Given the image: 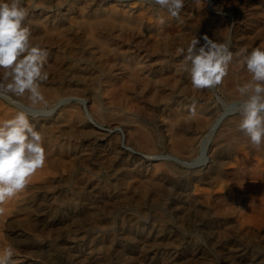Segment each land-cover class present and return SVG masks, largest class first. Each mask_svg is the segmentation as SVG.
<instances>
[{"label": "rangeland", "instance_id": "374dc122", "mask_svg": "<svg viewBox=\"0 0 264 264\" xmlns=\"http://www.w3.org/2000/svg\"><path fill=\"white\" fill-rule=\"evenodd\" d=\"M80 1L22 0L23 6H28L27 8L29 9V15L24 21L25 23L23 24V26L25 25V27L31 30L32 26L34 27L35 25H40V28L42 27L40 32L35 31L31 33L33 43L40 44L42 47H44L45 50H47V52L51 51L48 54L50 57H47V60H49L45 65V69L49 73V79L42 83L41 90L44 92H55L58 97L62 98L68 96L71 97V99L69 98L61 104L56 115L58 116L57 120L54 118V116L43 117V119H39L42 117H35L28 112L30 123L34 125L36 130L41 131L43 135V147L46 150L45 152L47 160L45 166L42 169L37 170V172L29 178L28 184L23 191L19 192L13 198H9L4 203L0 204V256L4 254L5 249H7L8 247H12L14 255L10 261V264H264V146H261L260 150H256L250 144V141L248 142L249 138L246 137L238 129L240 115L237 109L239 107V104L242 102V98L240 97L237 89L239 86L245 83V80L247 81L248 79H250V75L247 73L245 68H243L237 62L235 57L234 60L236 62L233 60L230 65L233 69V83L225 76L221 83L222 85L220 84L213 89H204L205 93H207L205 97L195 96L197 99H195L194 101H190L193 104L194 102H197L198 104V102L201 101V103H199L200 106H202L203 104H207L211 107H217L216 109H218L219 112H223L226 109H234L235 111L234 112L232 110V112H234V115L236 116H234L236 125L231 131V140L226 146V158L223 164L224 166L222 165L221 168L222 177L220 178V180L211 182L209 180H206V176L208 173L207 166L204 167V169H200L199 171H191L166 160H146V162L143 159L134 160V153L132 152L127 155L128 157H125V160H123V158L120 159L116 157L118 155L116 151L122 145L124 137H127L129 144L149 153H175L179 154L180 156L184 155L183 153L178 152L176 149L168 147L170 145L169 137L171 135H186L184 130L182 131V129H180L182 132L179 130L172 131L171 129H169L171 127L167 126V122L172 116V107H170V105L172 106V104L179 99V96L191 92V88L188 87L189 85H191L190 81L188 82V80H191V77L188 72L182 69L183 56L179 54L178 49H186L187 44L192 39V36L193 38L197 36L199 40L201 39L203 41L202 37L204 35H207L210 39H216L215 41L217 42H227V40H229L228 42H230L231 45L230 50L233 53H235L234 49L236 46V51L239 50L240 46H246L249 51H251L254 47L262 46V48H264V0H184V7L180 12L179 18L171 17L166 10L159 9V6L150 4L148 0ZM5 2H7V0H5ZM90 6L92 7V9ZM95 6L98 8V10ZM41 8L43 11L40 10ZM33 10L35 11L33 12ZM79 11L81 12V14ZM206 12L207 14L210 12L209 15H207ZM106 13H108L109 16L104 15ZM110 13H112V15ZM83 15H86V17L93 19V22L89 25L81 23V19L79 18H83ZM122 15L124 18L126 16L128 20H126L127 18L124 19ZM129 16L131 18H129ZM45 17L46 19H49L47 23L45 22ZM98 17H103L105 19L107 18L114 21V23H98L97 21H95ZM205 17H207V19ZM208 17L210 18V20L212 18L214 22L212 20L210 22ZM214 17L217 19H215ZM251 17L252 19H254L252 20ZM65 18H67V20L70 19L68 20L70 22H68ZM121 18L122 20H120ZM190 19H192V22L190 21ZM52 20L54 21V23ZM60 20H64L65 22H61ZM42 21L45 22L48 27H46V25L42 26ZM55 22H57V25ZM117 23L120 25H116ZM244 23L246 24V26ZM248 23L250 24L248 25ZM152 24L154 25V27ZM158 25H160L161 27ZM88 26H90V28ZM132 26H134L136 29H134V27ZM210 26L211 28L213 26V28L211 29ZM114 27L118 28L116 29ZM69 28L71 30H68ZM144 28L147 31H145ZM248 28L250 32L248 31ZM108 29L110 30V32H108ZM161 29L163 30L162 32ZM196 29L198 30V32ZM80 30L83 31H81L80 33ZM134 30L137 32L134 33ZM208 30L211 31L209 32ZM123 31L125 32V34H123ZM242 31L245 32L243 33ZM128 32L129 35H127ZM152 32H154L153 35ZM185 32L187 35L185 34ZM64 34L70 35L68 36ZM176 34L178 35L176 36ZM55 35L57 36L53 38V36ZM147 35L149 36L147 37ZM235 35L237 38H235ZM75 36L77 39L75 38ZM81 36L83 37L82 39ZM91 36L93 37V40L95 39L97 41H93L92 38H90ZM137 37H142L143 41L141 40V38L138 40ZM174 38H176V40ZM201 40L200 44H203L204 41L202 43ZM79 41L84 45V47H82L83 45L80 44ZM90 41H93V45ZM171 42H173L172 44H175L172 45ZM98 43L100 45L99 47ZM140 45L142 46L140 47ZM77 47L79 49H77ZM98 50L100 51V54H96L98 53ZM148 50H150L149 54L151 55V57L149 58L147 55ZM101 52L102 54H106L102 55ZM54 54H58L60 56ZM87 54L90 55L88 56ZM159 56L162 58H160ZM129 58H132V61L129 60ZM103 59L105 63L102 62ZM146 59L150 61V63ZM98 61L99 63H97ZM170 61L173 62L171 63ZM124 62H127V64H124ZM177 62L181 65H178ZM147 63L150 67H153L150 71L151 75L147 73H144L143 75V72L140 69L141 66H144ZM47 64H49L50 66H47ZM113 65H115V67ZM124 66L126 68H138L139 66L140 71L138 69V72L142 74H140L141 77L148 78V86H150L149 88L156 91L153 93L150 91L147 92V90H145V92L142 91L139 85L136 84V81L133 82L128 79V75H126L127 73L121 70L122 68H124ZM171 67L173 72L171 70ZM94 71L97 73H95ZM182 76L186 77L182 78ZM91 77L94 78L92 79ZM121 77L123 79H121ZM170 77H173L172 80L170 79ZM90 78L92 81L90 80ZM157 79L158 81H160L158 84V89L160 90H157V88L154 87L155 80ZM184 79H186L187 81ZM184 81L186 82L184 83ZM75 87L77 90L75 89ZM91 89L93 90V92ZM171 89L173 90L171 91ZM175 90L177 91L175 92ZM230 90H233L236 93L233 98L229 96L230 94H227V92L229 93ZM90 91L95 97L92 96ZM161 91L164 94H162ZM72 98H83L86 103H80L77 101V99ZM130 98H133L132 101ZM13 99L15 100V103L0 97V122L12 119L18 111L27 112L26 109L31 105V102L27 99V95L19 98L14 97ZM16 101L17 104L19 103L18 105L16 104ZM46 102L47 107H45L44 104H37L33 106V108L43 110L45 109L48 111L49 109H51L53 101L46 100ZM138 102L141 103V105ZM157 105L158 107L156 109ZM162 105L165 106L163 107ZM143 106L144 108L146 107L145 110ZM157 110L161 111L157 112ZM154 112L156 113V115L154 114ZM166 112L171 113L170 117L168 116L169 113ZM87 113L91 114V119L88 117ZM124 113L128 115L125 114L123 116ZM51 121H53L54 123L52 122L50 124ZM208 121L210 122V120ZM55 122H57L58 124ZM70 123L72 125L74 124L75 126L71 125L70 127ZM45 124L47 125L45 126ZM160 124L161 126H163V128L160 126ZM64 125L66 126L63 127ZM95 125H100V127H103L106 130L115 127H121L117 131L106 132L105 130L101 131L100 129H97L98 127ZM165 126L167 127L165 128ZM131 128L136 130V132L140 134V137L138 139H135L134 136L131 137L129 135V133L133 131ZM103 131H105L108 136H100L99 132L103 133ZM127 131H129V133ZM114 133H116V137L114 136ZM111 134L114 135L112 136ZM107 137L111 139H108ZM57 140H60L58 142L59 144L56 143ZM49 141H51L52 144ZM108 141L112 144H110ZM114 144H117V146H115ZM114 146L116 147V149L114 148ZM228 148L230 149V151ZM50 149L52 151H50ZM81 151L83 152L81 153ZM78 155L79 158L77 157ZM227 155H230L229 158H227ZM84 156L85 158H83ZM104 158L107 159L103 160ZM132 158L134 161H131ZM230 158L231 160H228ZM226 160H228V163ZM133 163L138 164L134 165ZM98 165H100V168L98 167ZM115 165L119 169H117ZM129 165L130 167H128ZM134 166L138 171L134 169ZM204 171H206L207 173ZM128 175H130V177ZM198 175L199 178L195 179L196 182H190L188 188H186L187 186L183 185V182L190 178V176ZM149 176L156 182L154 180L152 182V179L149 178ZM158 176H160V178ZM120 178L122 179L120 180ZM142 179L146 184L142 183V181H139ZM158 180L162 181L159 182ZM107 182H110L108 185H112L113 183L115 184V186L114 184L112 185L114 186L113 189L111 185V187L107 185ZM131 183L138 184L133 186ZM166 183H170L173 185H167ZM191 183L194 184L192 185ZM85 184L87 187L85 186ZM121 184H123V186ZM101 185L105 187L103 188L101 187ZM117 187L119 190L117 189ZM121 187H124L125 190L123 191ZM154 187H156V189H154ZM102 188L105 190H103ZM129 188L131 192L129 191ZM131 189L135 192V195L133 194V191ZM166 192L169 193V195H167ZM84 194L88 195V197ZM154 194L155 196H153ZM177 194L179 196H177ZM180 196L182 197L180 198ZM135 199H137L139 202ZM147 199L150 201H148ZM173 199L176 201L173 202ZM123 201L125 205L123 204ZM101 202H105V204L103 205V203ZM95 203H98L99 206ZM118 203H122L123 205H116ZM89 204H92L93 206ZM109 205H112L110 209ZM189 205L191 207H188ZM89 206H91V208ZM149 207L150 209L152 208L151 211ZM99 210L102 213H98ZM153 212L162 221H160L159 219L153 220L152 217L155 216ZM182 213L185 215L184 217ZM135 214L136 216L138 215V217L134 216ZM163 215H165V217H163ZM180 215H182V217ZM117 216L119 219L121 217V221L117 218ZM129 216L131 218L136 217L135 219L138 218V222H127V218H129ZM186 218H189L190 220H187ZM157 224L160 226H158ZM81 260L84 263L81 262Z\"/></svg>", "mask_w": 264, "mask_h": 264}, {"label": "clouds", "instance_id": "9594fccd", "mask_svg": "<svg viewBox=\"0 0 264 264\" xmlns=\"http://www.w3.org/2000/svg\"><path fill=\"white\" fill-rule=\"evenodd\" d=\"M148 2L166 10L173 18H179L184 7V0ZM28 15L29 9L23 6L22 0H0V97L15 103L14 97L27 95L32 106L47 107L41 85L49 79L45 69L48 52L33 43L30 30L23 26ZM202 39L203 44L194 37L186 49H178L183 56V70L190 74L192 88L213 89L220 85L235 57L250 75L237 89L242 98L237 109L238 129L260 150L264 145V48L249 51L245 46L233 53L230 42H217L207 35ZM73 99L86 103L83 98ZM44 114L50 116L52 112ZM195 114L193 106L192 115ZM46 160L43 135L30 123L28 112L18 111L12 119L0 122V204L23 191L29 178L45 166ZM13 255L12 247L5 249L0 264H10Z\"/></svg>", "mask_w": 264, "mask_h": 264}, {"label": "bare ground", "instance_id": "6f19581e", "mask_svg": "<svg viewBox=\"0 0 264 264\" xmlns=\"http://www.w3.org/2000/svg\"><path fill=\"white\" fill-rule=\"evenodd\" d=\"M80 1V0H79ZM86 1V0H85ZM120 1V0H119ZM25 2V1H24ZM63 2V1H62ZM76 2V1H75ZM81 2V1H80ZM87 2H91V1H87ZM98 2V1H97ZM134 2V1H133ZM197 2V1H196ZM59 5H61V4H59ZM75 5V4H74ZM81 5V4H80ZM89 5V4H88ZM87 5V6H88ZM97 5V4H96ZM133 5V4H132ZM27 6V5H26ZM102 6V5H101ZM119 6V5H118ZM206 6V5H205ZM28 7V6H27ZM61 7V6H60ZM68 7V6H67ZM75 7H77V6H75ZM79 7V6H78ZM91 7V6H90ZM96 7V6H95ZM130 7H132V6H130ZM143 7V6H142ZM253 8V7H252ZM68 9V8H67ZM83 9V8H82ZM90 9V8H89ZM91 9H92V7H91ZM91 9H90V11H91ZM96 9L98 10V8L96 7ZM128 9V8H127ZM141 9V8H140ZM187 9V8H186ZM40 10H42V8L40 9ZM51 10V9H50ZM63 10V9H62ZM74 10V9H73ZM96 10V11H97ZM129 10H131V9H129ZM134 10V9H133ZM133 10H132V12H133ZM144 10V9H143ZM147 10V9H146ZM203 10V9H202ZM253 10V9H252ZM35 10H33V12H34ZM37 11V10H36ZM43 11V10H42ZM45 11V10H44ZM75 11H76V8H75ZM89 11V12H90ZM94 11H95V8H94ZM106 11V10H105ZM115 11V10H114ZM248 11V10H247ZM62 12V11H61ZM64 12V11H63ZM80 12V11H79ZM83 12V11H82ZM84 12H85V8H84ZM89 12H88V14H89ZM92 12V11H91ZM193 12V11H192ZM202 12V11H201ZM255 12V11H254ZM121 13V12H120ZM146 13H147V11H146ZM185 13V12H184ZM190 13H191V11H190ZM210 13V12H209ZM209 13L207 14V12H206V14L207 15H209ZM32 14V13H31ZM39 14V13H38ZM68 14V13H67ZM76 14H78V13H76ZM75 14V15H76ZM80 14H81V12H80ZM82 14H84V13H82ZM101 14V13H100ZM100 14H99V16H100ZM111 15H112V13H110ZM114 14V13H113ZM117 14V13H116ZM149 14H150V12H149ZM186 14V13H185ZM205 14V13H204ZM249 14V13H248ZM33 15V14H32ZM52 15V14H51ZM63 15V14H62ZM72 15H74V14H72ZM104 15H108V13H106V14H104ZM110 15V16H111ZM131 15V14H130ZM152 15H153V13H152ZM264 15V14H263ZM42 16V15H41ZM66 16V15H65ZM77 16V15H76ZM96 16V15H95ZM109 16V15H108ZM185 16H187V15H185ZM189 16V15H188ZM203 16V15H202ZM213 16H215V15H213ZM218 16V15H217ZM248 16H250V15H248ZM64 17V16H63ZM72 17V16H71ZM75 17V16H74ZM73 17V18H74ZM78 17V16H77ZM80 17H82V16H80ZM107 17V16H106ZM122 17H123V15H122ZM190 17H192V16H190ZM197 17V16H196ZM195 17V18H196ZM246 17V16H245ZM253 17V16H252ZM252 17H251V19H252ZM255 17V16H254ZM256 17H258V16H256ZM30 18V17H29ZM43 18V17H42ZM53 18V17H52ZM62 18V17H61ZM76 18V17H75ZM113 18V17H112ZM124 18V17H123ZM127 17L125 16V18L124 19H126ZM129 18H131L130 16H129ZM137 18V17H136ZM135 18V19H136ZM146 18V17H145ZM206 19H207V17H205ZM204 18V19H205ZM215 18V17H214ZM239 18H240V16H239ZM38 19V18H37ZM41 19V18H40ZM45 19H46V17H45ZM66 20H67V18H65ZM64 19V20H65ZM79 19H81V23H83V24H86V25H89L90 23H92L93 22V19H91V18H89V17H86V15H83V18H79ZM95 19V18H94ZM123 19V20H124ZM157 19V18H156ZM162 19V18H161ZM183 19V18H182ZM186 19H188V18H186ZM199 19H201V18H199ZM208 19L210 20V18L208 17ZM215 19H217V18H215ZM254 19V18H253ZM252 19V20H253ZM48 18L45 20V22L47 23L48 22ZM63 20V21H64ZM68 20H70V19H68ZM67 20V21H68ZM114 20H115V18H114ZM120 20H122V18L120 19ZM126 20H128V18L126 19ZM180 20V19H179ZM178 20V21H179ZM192 19H190V21H191ZM195 20V19H194ZM197 20H198V18H197ZM211 20H212V18H211ZM211 20H210V22H211ZM250 20V19H249ZM256 20V19H255ZM35 21V20H34ZM53 21V20H52ZM61 21V20H60ZM63 21H61V22H63ZM95 21H97L98 23H101V24H112V23H114V21H112V20H109V19H105V18H103V17H98V18H96V20ZM117 21V20H116ZM133 21V20H132ZM144 21V20H143ZM190 21H189V24H190ZM213 21V20H212ZM242 21V20H241ZM38 22V21H37ZM37 22H36V24H37ZM45 22H43L42 21V26H45L46 24H45ZM65 22V21H64ZM68 22H70V21H68ZM124 22H127V21H124ZM131 22V21H130ZM141 22V21H140ZM185 22V21H184ZM192 22V21H191ZM214 22V21H213ZM251 22V21H250ZM25 23V22H24ZM40 23V22H39ZM53 23H54V21H53ZM56 23V25H57V22H55ZM116 23V22H115ZM119 23H120V21H119ZM128 23H129V21H128ZM158 23V22H157ZM180 23V22H179ZM182 23H183V20H182ZM195 23V22H194ZM215 23H216V21H215ZM246 23V22H245ZM244 23V24H245ZM255 23V22H254ZM33 24V23H32ZM64 24V23H63ZM62 24V25H63ZM67 24V23H66ZM78 24V23H77ZM80 24V23H79ZM121 24H124V23H121ZM140 24V23H139ZM142 24H144V23H142ZM147 24V23H146ZM155 24V23H154ZM198 24V23H197ZM220 24H221V22H220ZM226 24V23H225ZM243 24V25H244ZM250 23H248V25H249ZM51 25V24H50ZM61 25V24H60ZM81 25V24H80ZM79 25V26H80ZM86 25H85V27H86ZM116 25H120V24H116ZM125 25H127V24H125ZM149 25V24H148ZM153 25V24H152ZM157 25V24H156ZM161 25V24H160ZM160 25H158V26H160ZM202 25V24H201ZM200 25V26H201ZM205 25V24H204ZM207 25V24H206ZM213 25V24H212ZM215 25H217V24H215ZM218 25H219V23H218ZM227 25V24H226ZM257 25V24H256ZM25 26V25H24ZM65 26V25H64ZM84 26V25H83ZM142 26V25H141ZM180 26V25H179ZM184 26V25H183ZM192 26V25H191ZM245 26H246V24H245ZM259 26V25H258ZM33 27V26H32ZM31 27V30H30V32L31 33H33V32H40L41 31V28H40V25H35L33 28ZM46 27H48V25H46ZM69 27V26H68ZM89 28H90V26H88ZM128 27V26H127ZM132 27H134V26H132ZM152 27V26H151ZM153 27H154V25H153ZM161 27V26H160ZM168 27V26H167ZM175 27V26H174ZM185 27V26H184ZM206 27V26H205ZM208 27H209V25H208ZM215 27V26H214ZM239 27V26H238ZM260 27V26H259ZM50 28V27H49ZM78 28V27H77ZM88 28V29H89ZM114 28H116V27H114ZM118 28V27H117ZM116 28V29H117ZM122 28V27H121ZM129 28V27H128ZM146 28V27H145ZM144 28V29H145ZM159 28V27H158ZM190 28V27H189ZM201 28H204V27H201ZM210 28H211V26H210ZM212 28H213V26H212ZM211 28V29H212ZM221 28V27H220ZM226 28V27H225ZM241 28V27H240ZM249 28H253V27H249ZM249 28H248V31H249ZM58 29H60V28H58ZM75 29V28H74ZM86 29H87V27H86ZM97 29V28H96ZM120 29V28H119ZM129 29H131V28H129ZM134 29H136L135 27H134ZM140 29V28H139ZM142 29H143V27H142ZM147 29V28H146ZM145 29V31H147ZM149 29V28H148ZM187 29V28H186ZM194 29V28H193ZM200 29V28H199ZM247 29V28H246ZM68 30H71L70 28L68 29ZM85 30V29H84ZM91 30V29H90ZM100 30V29H99ZM132 30V29H131ZM131 30H129V31H131ZM197 30V29H196ZM214 30V29H213ZM243 30V29H242ZM251 30H253V29H251ZM263 30V29H262ZM81 31H83V30H80V33H81ZM88 31V30H87ZM86 31V32H87ZM122 31V30H121ZM149 31H151V30H149ZM157 31V30H156ZM163 30L161 29V32H162ZM180 31V30H179ZM188 31V30H187ZM209 32L211 31V30H208ZM229 31V30H228ZM246 31V30H245ZM244 31V32H245ZM247 31V32H248ZM259 31V30H258ZM66 32V31H65ZM64 32V33H65ZM75 32V31H74ZM108 32H110V30L108 29ZM112 32V31H111ZM135 32H137V31H135L134 30V33ZM143 32H144V30H143ZM159 32V31H158ZM181 32H183V31H181ZM190 32H192V31H190ZM197 32H198V30H197ZM238 32V31H237ZM243 32V31H242ZM243 32V33H244ZM250 32V31H249ZM254 32V31H253ZM252 32V33H253ZM72 33V32H71ZM85 33V32H84ZM83 33V34H84ZM89 33V32H88ZM91 33V32H90ZM95 33H97V32H95ZM100 33V32H99ZM148 33V32H147ZM156 33V32H155ZM188 33V32H187ZM195 33V32H194ZM227 33V32H226ZM41 34V33H40ZM75 34H77V33H75ZM78 34H79V32H78ZM83 34H81V35H83ZM86 34V33H85ZM84 34V35H85ZM100 34H102V33H100ZM106 34V33H105ZM123 34H125V32L123 31ZM127 34V33H126ZM131 34V33H130ZM143 34V33H142ZM154 34V32H152V35ZM157 34V33H156ZM169 34V33H168ZM185 34H186V32H185ZM184 34V35H185ZM216 34V33H215ZM219 34V33H218ZM246 34V33H245ZM244 34V35H245ZM34 35V34H33ZM64 35H68V34H64ZM70 35V34H69ZM68 35V36H69ZM90 35V34H89ZM95 35V34H94ZM103 35V34H102ZM127 35H129V32H128V34ZM127 35H125V36H127ZM134 35V34H133ZM139 35V34H138ZM151 35V34H150ZM158 35H159V33H158ZM178 34H176V36H177ZM183 35V36H184ZM187 35V34H186ZM192 35H193V33H192ZM209 35V34H208ZM217 35V34H216ZM57 35H55V36H53V38L54 37H56ZM87 36V35H86ZM100 36V35H99ZM117 36V35H116ZM120 36H121V33H120ZM145 36V35H144ZM149 35H147V37H148ZM163 36V35H162ZM166 36V35H165ZM189 36V35H188ZM195 36V35H194ZM213 36V35H212ZM246 36H248V35H246ZM262 36V35H261ZM260 36V37H261ZM71 37H73V36H71ZM89 37V36H88ZM131 37V36H130ZM139 37V36H138ZM137 37V38H138ZM153 37V36H152ZM156 37V36H155ZM154 37V38H155ZM197 37V36H196ZM239 37V36H238ZM259 37V38H260ZM46 38V37H45ZM60 38V37H59ZM58 38V39H59ZM64 38V37H63ZM70 38V37H69ZM69 38H68V40H69ZM75 38H76V36H75ZM74 38V39H75ZM83 37L81 36V39H82ZM90 38H92V40H93V37L91 36ZM97 38H98V36H97ZM101 38H102V36H101ZM104 38V37H103ZM113 38V37H112ZM141 38V40H142V37H140ZM140 38H138V40L140 39ZM151 38V37H150ZM149 38V39H150ZM157 38V37H156ZM163 38V37H162ZM166 38V37H165ZM164 38V39H165ZM177 38V37H176ZM176 38H174L175 40H176ZM192 38H193V36H192ZM213 38V37H212ZM235 38H237L236 37V35H235ZM33 39H34V37H33ZM65 39V38H64ZM72 39V38H71ZM73 39V40H74ZM77 39V38H76ZM105 39V38H104ZM134 39H136V38H134ZM167 39V38H166ZM173 39V38H172ZM179 39V38H178ZM183 39V38H182ZM221 39H222V37H221ZM227 39V38H226ZM247 39H248V37H247ZM250 39V38H249ZM253 39V38H252ZM262 39V38H261ZM42 40H44V39H42ZM51 40V39H50ZM53 40V39H52ZM67 40V39H66ZM91 40V39H90ZM95 40V39H94ZM93 40V41H94ZM130 40V39H129ZM133 40V39H132ZM140 40V41H141ZM185 40V39H184ZM201 40V39H200ZM216 40V39H215ZM219 40V39H218ZM237 40V39H236ZM242 40V39H241ZM241 40H240V42H241ZM243 40H244V38H243ZM93 41H90L91 42V44H92V42ZM95 41H97V40H95ZM114 41V40H113ZM134 41V40H133ZM143 41V40H142ZM152 41V40H151ZM202 41V40H201ZM229 40H227V42H228ZM256 41V40H255ZM254 41V42H255ZM44 42V41H43ZM73 42V41H72ZM77 42V41H76ZM75 42V43H76ZM80 42V41H79ZM87 42V41H86ZM107 42V41H106ZM135 42V41H134ZM147 42V41H146ZM150 42V41H149ZM181 42V41H180ZM237 42V41H236ZM235 42V43H236ZM240 42H238V43H240ZM42 43V42H41ZM57 43V42H56ZM88 43V42H87ZM103 43V42H102ZM151 43V42H150ZM164 43V42H163ZM165 43H166V41H165ZM164 43V44H165ZM173 42H171V44H172ZM178 43V42H177ZM176 43V44H177ZM202 43H203V41H202ZM244 43H245V41H244ZM258 43V42H257ZM48 44V43H47ZM62 44V43H61ZM67 44V43H66ZM80 44H82L81 42H80ZM104 44V43H103ZM128 44V43H127ZM130 44H131V42H130ZM145 44H147V43H145ZM144 44V45H145ZM149 44V43H148ZM164 44H163V46H164ZM175 44V43H174ZM174 44H172V45H174ZM179 44V43H178ZM237 44V43H236ZM83 45V44H82ZM85 45H86V43H85ZM93 45V44H92ZM97 45V44H96ZM107 45V44H106ZM129 45V44H128ZM150 45H152V44H150ZM154 45V44H153ZM169 45H170V42H169ZM171 45V46H172ZM188 45V44H187ZM245 45H247V44H245ZM258 45V44H257ZM48 46V45H47ZM57 46V45H56ZM55 46V47H56ZM62 46H64V45H62ZM67 46V45H66ZM90 46V45H89ZM100 45H99V43H98V47H99ZM108 46V45H107ZM118 46V45H117ZM142 45H140V47H141ZM148 46V45H147ZM167 46V45H166ZM239 46V45H238ZM82 47H84V45L82 46ZM130 47H132V46H130ZM133 47H134V45H133ZM155 47V46H154ZM160 47H161V45H160ZM159 47V48H160ZM176 47V46H175ZM177 47H178V45H177ZM180 47V46H179ZM230 47H231V45H230ZM234 47V46H233ZM237 47V46H236ZM236 47H235V52H236ZM243 47V46H242ZM262 47V46H261ZM44 48V47H43ZM102 48V47H101ZM108 48V47H107ZM110 48V47H109ZM240 48H241V46H240ZM239 48V49H240ZM250 48H252V47H250ZM255 48V47H254ZM48 49V48H47ZM62 49V48H61ZM77 49H79L78 47H77ZM88 49V48H87ZM86 49V50H87ZM90 49V48H89ZM94 49V48H93ZM97 49V48H96ZM129 49H131V48H129ZM136 49V48H135ZM143 49V48H142ZM171 49V48H170ZM232 49V48H231ZM50 50V49H49ZM53 50V49H52ZM70 50V49H69ZM100 50V49H99ZM98 50V53H96V54H100L99 51ZM111 50V49H110ZM138 50V49H137ZM151 50V49H150ZM150 50H148V58L149 57H151V55L149 54V51ZM251 50V49H250ZM75 51V50H74ZM81 51V50H80ZM79 51V52H80ZM89 51V50H88ZM87 51V52H88ZM92 51V50H91ZM108 51H109V49H108ZM141 51V50H140ZM165 51V50H164ZM51 51H49L48 52V54L50 53ZM56 52V51H55ZM64 52V51H63ZM83 52V51H82ZM86 52V51H85ZM103 52V51H102ZM102 52H101V54H102ZM106 52V51H105ZM128 52H130V51H128ZM134 52V51H133ZM139 52V51H138ZM145 52V51H144ZM107 53V52H106ZM106 53H103V54H106ZM142 53H143V51H142ZM158 53V52H157ZM51 54H53V53H51ZM66 54V53H65ZM95 54V55H96ZM102 54V55H103ZM127 54V53H126ZM129 54H131V53H129ZM135 54H136V51H135ZM139 54V53H138ZM156 54V53H155ZM159 54V53H158ZM161 54V53H160ZM162 54H163V52H162ZM171 54V53H170ZM54 55H57V56H60V55H58V54H54ZM79 55V54H78ZM84 55H85V53H84ZM88 56L90 55V54H87ZM132 55V54H131ZM140 55V54H139ZM169 55V54H168ZM49 56V55H48ZM56 56V57H57ZM80 56V55H79ZM106 56V55H105ZM132 56H134V55H132ZM136 56V55H135ZM144 56V55H143ZM175 56V55H174ZM179 56V55H178ZM177 56V57H178ZM50 57V56H49ZM55 57V58H56ZM87 57V56H86ZM94 57V56H93ZM154 57V56H153ZM160 57V56H159ZM169 57V56H168ZM172 57H173V55H172ZM54 58V57H53ZM100 58V57H99ZM146 58V57H145ZM147 58V59H148ZM160 58H162V57H160ZM164 58V57H163ZM175 58V57H174ZM173 58V59H174ZM60 59V58H59ZM58 59V60H59ZM126 59V58H125ZM132 59V58H131ZM130 58H129V60H131ZM137 59H139V58H137ZM142 59V58H141ZM146 59V60H147ZM170 59V58H169ZM49 60V59H48ZM47 60V61H48ZM52 60V59H51ZM56 60V59H55ZM107 60V59H106ZM105 60V61H106ZM152 60V59H151ZM153 60H154V58H153ZM177 60V59H176ZM182 60V59H181ZM62 61V60H61ZM132 61V60H131ZM135 61V60H134ZM143 61V60H142ZM141 61V62H142ZM145 61V60H144ZM148 61V60H147ZM161 61V60H160ZM235 61V60H234ZM102 62H104V59L102 60ZM101 62V63H102ZM115 62V61H114ZM119 62H121V61H119ZM119 62H118V65H119ZM128 62V61H127ZM127 62H124V64L126 63L127 64ZM136 62H137V60H136ZM149 63H150V61H148ZM162 62V61H161ZM166 62H168V61H166ZM171 62V61H170ZM173 62V61H172ZM171 62V63H172ZM236 62V61H235ZM58 63V62H57ZM97 63H99V61L97 62ZM105 63V62H104ZM122 63H123V60H122ZM130 63H133V62H130ZM144 63V62H143ZM146 63V62H145ZM60 64V63H59ZM67 64V63H66ZM103 64V63H102ZM101 64V65H102ZM110 64V63H109ZM129 64V63H128ZM177 64H178V62H177ZM46 65V64H45ZM77 65V64H76ZM94 65V64H93ZM104 65V64H103ZM117 65V66H118ZM132 65V64H131ZM130 65V66H131ZM162 65H163V63H162ZM178 65H181V64H178ZM231 65V64H230ZM47 66H50L49 64H47ZM53 66V65H52ZM55 66V65H54ZM58 66V65H57ZM60 66V65H59ZM67 66V65H66ZM100 66V65H99ZM109 66V65H108ZM114 67H115V65H113ZM134 66V65H133ZM154 66V65H153ZM168 66V65H167ZM176 66V65H175ZM68 67V66H67ZM106 67H107V65H106ZM120 67V66H119ZM158 67V66H157ZM164 67H166V66H164ZM103 68V67H102ZM151 68H153L152 66L150 67L149 66V64L147 63V64H145L144 66H141L140 67V69L142 70V72H143V75H144V73H147V74H149V75H151V73H150V71H151ZM162 68V67H161ZM52 69V68H51ZM105 69V68H104ZM112 69H113V67H112ZM111 69V70H112ZM118 69V68H117ZM138 69H139V66H138V68H136V67H132V68H126L125 66H124V68H122L121 70L122 71H124V72H126L127 74L126 75H128V79H130L131 81H136V84L137 85H139V87H140V89L142 90V91H144L145 92V90H147V92L148 91H150V92H155L156 90H153V89H150L149 87L150 86H148V83H149V79L148 78H144V77H141V73H139L138 72ZM140 69H139V71H140ZM159 69V68H158ZM181 69V68H180ZM180 69H179V71H180ZM183 69V68H182ZM241 69V68H240ZM106 70V69H105ZM160 70V69H159ZM168 70V69H167ZM171 70H172V67H171ZM171 70H169V71H171ZM175 70V69H174ZM88 71V70H87ZM86 71V72H87ZM113 71V70H112ZM154 71V70H153ZM244 71V70H243ZM95 72V71H94ZM98 72H100V71H98ZM172 72H173V70H172ZM91 73V72H90ZM95 73H97V72H95ZM120 73V72H119ZM154 73V72H153ZM178 73V72H177ZM88 74V73H87ZM121 74V73H120ZM119 74V75H120ZM124 74V73H123ZM122 74V75H123ZM141 74V75H140ZM157 74V73H156ZM239 74V73H238ZM244 74V73H243ZM53 75V74H52ZM110 75V74H109ZM116 75V74H115ZM118 75V76H119ZM153 75V74H152ZM158 75V74H157ZM168 75V74H167ZM240 75V74H239ZM84 76V75H83ZM90 76H91V74H90ZM108 76V75H107ZM156 76V75H155ZM154 76V77H155ZM160 76V75H159ZM158 76V77H159ZM186 76H187V74H186ZM185 76V77H186ZM85 77H86V75H85ZM111 77V76H110ZM116 77V76H115ZM124 77V76H123ZM184 76H182V78H183ZM184 77V78H185ZM244 77H247V76H244ZM87 78V77H86ZM92 79L94 78V77H91ZM91 78H90V80H91ZM102 78V77H101ZM119 78V77H118ZM125 78V77H124ZM165 78V77H164ZM168 78V77H167ZM173 78V77H172ZM172 78L170 77V79L172 80ZM176 78V77H175ZM190 78V77H189ZM226 78H228L232 83H233V69H232V67L231 66H229V71H228V74L226 75ZM113 79V78H112ZM121 79H123L122 77H121ZM120 79V80H121ZM179 79V78H178ZM237 79V78H236ZM243 79V78H242ZM87 80H88V78H87ZM184 80H186V79H184ZM241 80V79H240ZM249 80V79H248ZM247 80V81H248ZM92 81V80H91ZM154 81V80H153ZM162 81V80H161ZM187 81V80H186ZM186 81H184V83L186 82ZM190 81V84H191V80H188V82ZM246 80H245V82H247ZM159 82L160 81H158V79L157 80H155V88H157V90H160V89H158V84H159ZM79 83V82H78ZM93 83V82H92ZM98 83V82H97ZM152 83V82H151ZM181 83V82H180ZM110 84V83H109ZM153 84V83H152ZM166 84V83H165ZM189 84V83H188ZM52 85V84H51ZM79 85V84H78ZM92 85V84H91ZM95 85H96V83H95ZM111 85V84H110ZM109 85V86H110ZM182 85V84H181ZM180 85V86H181ZM186 85V84H185ZM222 85V84H221ZM241 85V84H240ZM87 86V85H86ZM132 86V85H131ZM161 86V85H160ZM179 86V85H178ZM78 87V86H77ZM103 87V86H102ZM153 87V88H154ZM189 88H191V92L190 93H185V94H183V95H181V96H177L179 99L177 100V98H176V100L177 101H175L173 104H172V106L170 105V107H172V114L171 113H169V112H166V113H169V117H170V114L172 115L171 116V118L168 120V122H167V126H170L171 128H169V129H171L172 131H174V130H179V131H181L180 129H182V131L184 130V132H185V134L186 135H176L175 133V135H169L170 137H169V139H170V145L168 146V147H172V148H174V149H176L178 152H180V153H183L184 155L183 156H180L179 154H175V153H169V154H156V153H149V152H147V151H145V150H141V149H139V148H137L136 146H133V145H131V144H129L128 143V140H127V137L125 138L124 137V139H123V141H122V145L117 149V151H116V153L118 154L116 157H118V158H123V160H125V157L130 153V152H132V153H134V156H133V158H134V160L135 159H143L145 162H146V160L148 161V160H155V161H157V160H166V161H170V162H172V163H174V164H176V165H178V166H182L183 168H185V169H187V170H191V171H199L200 169H204V167H208V170H207V172L206 171H204V172H206L207 173V179L206 180H209L210 182L211 181H218V180H220V178L222 177V172H221V168H222V165L224 164V161H225V152H226V146L229 144V142H230V135H231V131H232V129L235 127V125H236V121H235V115H234V109H226L225 111H223V112H219L218 111V109H216L217 107H211L210 105H207V104H203L202 106H200L199 105V103H201V101L200 102H198V104H197V102H194V104L193 103H191L190 101H194L195 99H197L195 96H201V97H205V95L207 94V93H205V90L203 89V90H195V89H193L192 88V86L191 85H189L188 86ZM49 88V87H48ZM136 88V87H135ZM43 89V88H42ZM45 89V88H44ZM50 89V88H49ZM55 89V88H54ZM75 89H76V87H75ZM121 89V88H120ZM165 89V88H164ZM169 89V88H168ZM77 90V89H76ZM79 90V89H78ZM87 90V89H86ZM92 90V89H91ZM170 90V89H169ZM173 89H171V91H172ZM42 91V90H41ZM47 91V90H46ZM82 91H83V87H82ZM89 91V90H88ZM95 91V90H94ZM122 91V90H121ZM127 91V90H126ZM165 91V90H164ZM177 90H175V92H176ZM225 91V90H224ZM91 92V91H90ZM92 92H93V90H92ZM92 92H91V94H92ZM130 92V91H129ZM160 92V91H159ZM123 93H124V90H123ZM161 93L162 94H164L162 91H161ZM166 93V92H165ZM182 93V92H181ZM42 94L44 95V97H45V99L46 100H51V101H53V105H52V107H51V109H49L48 111L47 110H43V109H36V108H33V106H28V108L26 109L27 110V112H29V113H31L33 116H35V117H42V118H39V119H43V117H51V116H54V118L57 120L58 119V116H56L57 115V113H58V111H59V108H60V106H61V101H66L67 99H71V97H68V96H66V97H58L57 95H56V93L55 92H44V91H42ZM95 94V93H94ZM147 94V93H146ZM167 94H169V93H167ZM227 94L231 97V98H233V96H235L236 95V93H235V91H233V90H230L229 91V93L227 92ZM130 95V94H129ZM152 95V94H151ZM160 95V94H159ZM179 95V94H178ZM225 95V94H224ZM75 96V95H74ZM92 96H94L93 94H92ZM107 96V95H106ZM112 96V95H111ZM125 96V95H124ZM137 96V95H136ZM95 97V96H94ZM129 97H132V96H129ZM159 97V96H158ZM157 97V98H158ZM163 97V96H162ZM160 98V97H159ZM168 98H170V97H168ZM73 99V98H72ZM131 99V98H130ZM133 99V98H132ZM132 99H131V101H132ZM164 99V98H163ZM190 99V100H189ZM204 99V98H203ZM202 100V99H201ZM214 100V99H213ZM22 101V100H21ZM119 101V100H118ZM145 101V100H144ZM157 101V100H156ZM159 101V100H158ZM93 102V101H92ZM114 102V101H113ZM117 102V101H116ZM135 102H136V100H135ZM240 102V101H239ZM52 103V102H51ZM120 103V102H119ZM139 103V102H138ZM144 103V102H143ZM205 103V102H204ZM207 103V102H206ZM236 103V102H235ZM16 104H17V101H16ZM15 104V105H16ZM19 104V103H18ZM17 104V105H18ZM140 105H141V103H139ZM168 104V103H167ZM213 104V103H212ZM91 105V104H90ZM105 105V104H104ZM153 105V104H152ZM151 106V105H150ZM149 106V107H150ZM163 107L165 106V105H162ZM168 106V105H167ZM167 106H166V108H167ZM193 106H194V108H195V115H192V108H193ZM236 106V105H235ZM238 106V105H237ZM24 107V106H23ZM148 107V106H147ZM157 107H158V105L156 106V109H157ZM161 107V106H160ZM160 107H159V109H160ZM233 107H234V105H233ZM143 108H144V106H143ZM146 108V107H145ZM145 108H144V110H145ZM151 108V107H150ZM154 108V107H153ZM231 108H232V106H231ZM53 109H54V111H53ZM142 109V108H141ZM152 109V108H151ZM164 109V108H163ZM143 110V111H144ZM150 110V109H149ZM232 110L234 111V112H232ZM151 111V110H150ZM159 111H161V110H159ZM158 110H157V112H159ZM164 111V110H163ZM167 111V110H166ZM47 112H52V115H50V116H48V115H45L44 113H47ZM146 112V111H145ZM63 114H65V113H63ZM114 114V113H113ZM126 113H124L123 114V116L125 115ZM154 114L156 115V113L154 112ZM72 115V114H71ZM75 115V114H74ZM87 115H88V117L91 119V114H89V113H87ZM126 115H128V114H126ZM162 115V114H161ZM165 115V114H164ZM235 116V117H234ZM73 117V116H72ZM121 117V116H120ZM129 117V116H128ZM164 117V116H163ZM61 118V117H60ZM117 118V117H116ZM124 118V117H123ZM127 118V117H126ZM160 118H161V116H160ZM69 119V118H68ZM130 119V118H129ZM135 119V118H134ZM77 120V119H76ZM80 120V119H79ZM114 120V119H113ZM127 120V119H126ZM139 120V119H138ZM208 120H210V122L208 121ZM60 121V120H59ZM58 121V122H59ZM64 121V120H63ZM63 121H62V123H63ZM82 121V120H81ZM87 121V120H86ZM125 121V120H124ZM142 121V120H141ZM158 121V120H157ZM156 121V122H157ZM46 122V121H45ZM44 122V123H45ZM53 121H51L50 122V124L52 123ZM71 122V121H70ZM74 122V121H73ZM72 122V123H73ZM76 122V121H75ZM83 122V121H82ZM132 122V121H131ZM145 122H146V120H145ZM144 122V123H145ZM54 123V122H53ZM55 123H57V122H55ZM61 123V122H60ZM148 123V122H147ZM146 123V124H147ZM38 124V123H37ZM58 124V123H57ZM90 124V123H89ZM166 124V123H165ZM40 125V124H39ZM47 124H45V126H46ZM71 123H70V127H71ZM74 125V124H73ZM72 125V126H73ZM91 125V124H90ZM115 125H117V124H115ZM66 125H64L63 127H65ZM75 126V125H74ZM95 126H97L98 128L97 129H100L101 131L102 130H105L106 132L107 131H111V132H114V131H117L120 127H115V128H111V129H104L103 127H100V125H95ZM160 126H161V124H160ZM167 126H165V128L167 127ZM43 127V126H42ZM83 127H84V124H83ZM94 127V126H93ZM123 127V126H122ZM124 127H126V126H124ZM162 128H163V126H161ZM38 128H40V127H38ZM56 128V127H55ZM59 128V127H58ZM96 128V127H95ZM78 129H81V128H78ZM86 129V128H85ZM91 129V128H90ZM93 129V128H92ZM129 129V128H128ZM132 129V128H131ZM140 129V128H139ZM82 130H83V128H82ZM123 130H125V129H123ZM133 131L132 132H130L129 133V131H127L128 133H129V135L132 137V136H134L135 137V139L137 138H139L140 137V134L138 133V132H136V130H134V129H132ZM142 130V129H141ZM97 131V130H96ZM105 131H103V133L101 132H99V134H100V136L102 135L103 137H106V136H108L107 135V133L105 132ZM122 131V130H121ZM155 131V130H154ZM181 131V132H182ZM41 132V131H40ZM79 132V131H78ZM81 132V131H80ZM84 132V131H83ZM133 132H135V133H133ZM165 132H166V130H165ZM58 133V132H57ZM93 133V132H92ZM153 133V132H152ZM177 133V132H176ZM65 134H67V133H65ZM88 134V133H87ZM115 134V135H114ZM113 135L116 137V133H114ZM167 134V133H166ZM190 134H192V135H190ZM112 135V134H111ZM112 135V136H113ZM127 135V134H126ZM54 136H56V135H54ZM80 136H81V134H80ZM88 136V135H87ZM91 136V135H90ZM111 136V137H112ZM156 137V136H155ZM164 137V136H163ZM245 137V136H244ZM247 137V136H246ZM245 137V138H246ZM83 138V137H82ZM89 138V137H88ZM95 138V137H94ZM93 138V139H94ZM100 138V137H99ZM108 138V137H107ZM113 138V137H112ZM56 139V138H55ZM62 139V138H61ZM108 139H111V138H108ZM168 139V138H167ZM64 140V139H63ZM96 140V139H95ZM94 140V141H95ZM107 140V139H106ZM118 140V139H117ZM151 140V139H150ZM52 141V140H51ZM51 141H49V142H51ZM56 141V140H55ZM60 141V140H59ZM58 140H57V144H59L58 142H59ZM134 141V140H133ZM167 141V140H166ZM106 142V141H105ZM109 142V141H108ZM131 142V141H130ZM236 142V141H235ZM248 142H249V140H248ZM44 143H46V142H44ZM54 143V142H53ZM110 143V142H109ZM50 144V143H49ZM51 144H52V142H51ZM110 144H112V143H110ZM133 144V143H132ZM152 144V143H151ZM238 144V143H237ZM46 145V144H45ZM84 145V144H83ZM102 145V144H101ZM104 145V144H103ZM115 145V144H114ZM48 146V145H47ZM53 146V145H52ZM112 146V145H111ZM115 146H117V144L115 145ZM114 146V148L116 149V147ZM153 146V145H152ZM216 146V147H215ZM262 146H264V145H262ZM46 147V146H45ZM55 147V146H54ZM107 147H108V144H107ZM140 147V146H139ZM148 147V146H147ZM235 147V146H234ZM56 148V147H55ZM232 148V147H231ZM45 149V148H44ZM77 149V148H76ZM83 149V148H82ZM229 149V148H228ZM79 150V149H78ZM77 150V151H78ZM112 150V149H111ZM46 151V150H45ZM48 151V150H47ZM50 151H52L51 149H50ZM56 151V150H55ZM86 151H87V149H86ZM229 151H230V149H229ZM233 151V150H232ZM83 151H81V153H82ZM95 152V151H94ZM234 152V151H233ZM229 153V152H228ZM256 153H258V152H256ZM87 154H89V153H87ZM100 154V153H99ZM115 154V153H114ZM230 154V153H229ZM232 154V153H231ZM85 155V154H84ZM83 156V155H82ZM87 156V155H86ZM228 156V155H227ZM230 156V155H229ZM229 156L227 157V158H229ZM78 158H79V155L77 156ZM128 157V156H127ZM81 158V157H80ZM83 158H85V156L83 157ZM102 158V157H101ZM110 158V157H109ZM133 158L131 159V161H134L133 160ZM233 158V157H232ZM57 159V158H56ZM87 159V158H86ZM105 159H107V158H104L103 160H105ZM113 159V158H112ZM82 160V159H81ZM97 160V159H96ZM108 160H110V159H108ZM228 160H231V158L230 159H228ZM228 160H226L227 161V163H228ZM84 161V160H83ZM120 161V160H119ZM112 162H114V161H112ZM136 162V161H135ZM103 163V162H102ZM117 163V162H116ZM151 163V162H150ZM106 164V163H105ZM111 164V163H110ZM132 164V163H131ZM130 164V165H131ZM134 164V163H133ZM136 164V163H135ZM134 164V165H135ZM138 164V163H137ZM136 164V165H137ZM139 164H140V162H139ZM145 164V163H144ZM84 165V164H83ZM108 165V164H107ZM130 165L128 166V167H130ZM141 165V164H140ZM157 165V164H156ZM85 166V165H84ZM100 165H98V167H99ZM159 166V165H158ZM224 166V165H223ZM236 166V165H235ZM92 167V166H91ZM113 167V166H112ZM111 167V168H112ZM115 167H116V165H115ZM121 167V166H120ZM135 167V166H134ZM141 167H142V165H141ZM141 167H139V168H141ZM161 167V166H160ZM100 168V167H99ZM109 168H110V166H109ZM117 168V167H116ZM115 168V169H116ZM132 168H133V166H132ZM146 168H147V166H146ZM145 168V169H146ZM150 168V167H149ZM157 168V167H156ZM115 169H114V171H115ZM117 169H119V168H117ZM131 169V168H130ZM134 169H136L137 170V168L135 167ZM207 169V168H206ZM225 169H226V167H225ZM94 170H96V169H94ZM113 170V169H112ZM123 170V169H122ZM144 170V169H143ZM149 170V169H148ZM152 170V169H151ZM175 170V169H174ZM99 171V170H98ZM131 171V170H130ZM129 171V172H130ZM138 171V170H137ZM140 171V170H139ZM158 171V170H157ZM108 172V171H107ZM111 172H113V171H111ZM121 172V171H120ZM127 172V171H126ZM133 172H134V170H133ZM132 172V173H133ZM143 172V171H142ZM180 172V171H179ZM201 172H202V170H201ZM68 173V172H67ZM116 173V172H115ZM131 173V172H130ZM136 173V172H135ZM145 173V172H144ZM150 173H151V171H150ZM182 173H183V171H182ZM117 174V173H116ZM161 174V173H160ZM162 174H163V171H162ZM248 174V173H247ZM126 175V174H125ZM132 175V174H131ZM149 175V174H148ZM152 175V174H151ZM187 175H189V174H187ZM202 175V174H201ZM205 175V174H204ZM67 176V175H66ZM127 176V175H126ZM126 176H124V177H126ZM129 177H130V175H128ZM138 176V175H137ZM163 176V175H162ZM164 176H165V174H164ZM186 176V175H185ZM117 177V176H116ZM119 177V176H118ZM122 177V176H121ZM128 177V178H129ZM132 177H134V176H132ZM154 177V176H153ZM159 178H160V176H158ZM205 177V176H204ZM205 177V178H206ZM63 178V177H62ZM65 178V177H64ZM83 178V177H82ZM81 178V179H82ZM115 178V177H114ZM113 178V179H114ZM146 178V177H145ZM149 178H151L150 176H149ZM180 178V177H179ZM186 178V177H185ZM199 178V175L198 176H190V178H188L185 182H183L184 184L183 185H185V186H187L186 188H188V185H189V183L190 182H192V181H195V179H198ZM225 178V177H224ZM117 179V178H116ZM115 179V180H116ZM122 178H120V180H121ZM124 179V178H123ZM136 179V178H135ZM152 179V178H151ZM150 179V180H151ZM163 179V178H162ZM203 179V178H202ZM114 180V181H115ZM119 180V181H120ZM138 180V179H137ZM145 180V179H144ZM146 180H148V179H146ZM153 180L154 179H152V182H153ZM178 180V179H177ZM180 180V179H179ZM201 180V179H200ZM83 181V180H82ZM87 181H88V179H87ZM86 181V182H87ZM91 181V180H90ZM93 181V180H92ZM98 181V180H97ZM139 181H142V183H144V181H143V179L142 180H139ZM155 181V180H154ZM159 181V180H158ZM162 181V180H161ZM161 181H159V182H161ZM166 181V180H165ZM172 181V180H171ZM174 181V180H173ZM84 182V181H83ZM101 182V181H100ZM99 182V183H100ZM112 182V181H111ZM117 182V181H116ZM156 182V181H155ZM167 182V181H166ZM179 182V181H178ZM181 182V181H180ZM196 182V181H195ZM199 182H201V181H199ZM210 182H209V184H210ZM221 182V181H220ZM94 183V182H93ZM92 183V184H93ZM110 183V182H109ZM108 182H107V185L109 184ZM208 183V182H207ZM84 184V183H83ZM114 184V183H113ZM112 184V185H113ZM120 184V183H119ZM123 184H124V182H123ZM123 184H121L122 186H123ZM132 184V183H131ZM136 184H138V183H136ZM135 183L134 184H132L133 186L134 185H136ZM144 184H146V183H144ZM164 184V183H163ZM167 184V183H166ZM170 183H168L167 185H169ZM177 184V183H176ZM192 184V183H191ZM194 184V183H193ZM192 184V185H193ZM197 184V183H196ZM219 184V183H218ZM228 184V183H227ZM103 185V184H102ZM101 185V187H105V186H102ZM105 185V184H104ZM111 185V184H110ZM110 185H108V186H110ZM111 185V186H112ZM118 185V184H117ZM116 185V186H117ZM141 185V184H140ZM170 185H173V184H170ZM178 185V184H177ZM180 185H181V183H180ZM85 186H86V184H85ZM91 186V185H90ZM110 186V187H111ZM114 186H115V184H114ZM114 186H112V189H113V187ZM144 186V185H143ZM164 186V185H163ZM198 186V185H197ZM200 186V185H199ZM203 186V185H202ZM201 186V187H202ZM87 187V186H86ZM89 187V186H88ZM100 187V186H99ZM110 187H106V188H110ZM150 187V186H149ZM153 187V186H152ZM157 187V186H156ZM156 187H154V189H156ZM196 187V186H195ZM225 187V186H224ZM81 188V187H80ZM84 188V187H83ZM98 188V187H97ZM102 188V189H103ZM122 188V187H121ZM126 188V187H125ZM146 188V187H145ZM158 188V187H157ZM176 188V187H175ZM185 188V187H184ZM190 188V187H189ZM90 189V188H89ZM117 189H118V187H117ZM123 189V191L125 190L124 189V187L122 188ZM137 189H139V188H137ZM149 189V188H148ZM148 189H146V190H148ZM150 189H152V188H150ZM182 189V188H181ZM259 189V188H258ZM84 190V189H83ZM103 190H105V189H103ZM107 190H109V189H107ZM111 190V189H110ZM119 190V189H118ZM132 190V189H131ZM145 190V189H144ZM160 190H162V189H160ZM159 190V191H160ZM166 190V189H165ZM185 190V189H184ZM85 191V190H84ZM90 191V190H89ZM100 191V190H99ZM129 191H130V188H129ZM133 191V190H132ZM143 191V190H142ZM158 191V190H157ZM182 191V190H181ZM190 191V190H189ZM96 192V191H95ZM105 192H107V191H105ZM104 192V193H105ZM120 192V191H119ZM127 192V191H126ZM131 192V191H130ZM130 192H129V194H130ZM141 192V191H140ZM147 192V191H146ZM153 192V191H152ZM170 192H172V191H170ZM84 193V192H83ZM93 193V192H92ZM99 193V192H98ZM110 193V192H109ZM135 192L133 191V194H134ZM149 193H150V191H149ZM154 193V192H153ZM160 193H162V192H160ZM167 193V192H166ZM181 193V192H180ZM185 193V192H184ZM87 194V193H86ZM86 194H84V195H86ZM97 194V193H96ZM121 194V193H120ZM119 194V195H120ZM123 194V193H122ZM124 194H126V193H124ZM132 194V193H131ZM157 194V193H156ZM175 194V193H174ZM186 194V193H185ZM82 195V194H81ZM98 195V194H97ZM110 195V194H109ZM135 195V194H134ZM137 195V194H136ZM139 195V194H138ZM149 195V194H148ZM147 195V196H148ZM167 195H169V193H167ZM171 195V194H170ZM183 195V194H182ZM87 197H88V195H86ZM113 196V195H112ZM123 196V195H122ZM153 196H155V194L153 195ZM157 196V195H156ZM159 196V195H158ZM176 196V195H175ZM177 196H179L178 194H177ZM187 196H188V194H187ZM196 196V195H195ZM194 196V197H195ZM96 197V196H95ZM130 197V196H129ZM150 197V196H149ZM166 197V196H165ZM182 196H180V198H181ZM104 198V197H103ZM121 198V197H120ZM126 198V197H125ZM145 198V197H144ZM151 198H152V196H151ZM156 198V197H155ZM158 198V197H157ZM178 198V197H177ZM179 198V199H180ZM185 198V197H184ZM97 199V198H96ZM100 199V198H99ZM111 199V198H110ZM118 199V198H117ZM123 199V198H122ZM121 199V200H122ZM127 199H129V198H127ZM165 199V198H164ZM169 199V198H168ZM103 200V199H102ZM113 200V199H112ZM120 200V199H119ZM126 200V199H125ZM124 200V201H125ZM134 200V199H133ZM132 200V201H133ZM135 200H137V199H135ZM142 200V199H141ZM148 200V199H147ZM152 200V199H151ZM174 200V199H173ZM190 200V199H189ZM83 201V200H82ZM106 201V200H105ZM111 201V200H110ZM116 201V200H115ZM124 201H123V204H124ZM129 201V200H128ZM138 201V200H137ZM146 201V200H145ZM148 201H150V200H148ZM147 201V202H148ZM155 201V200H154ZM157 201V200H156ZM160 201H161V199H160ZM165 201V200H164ZM163 201V202H164ZM176 200H174L173 202H175ZM181 201V200H180ZM186 201V200H185ZM194 201H196V200H194ZM108 202H109V200H108ZM112 202V201H111ZM118 202V201H117ZM127 202V201H126ZM134 202V201H133ZM139 202V201H138ZM141 202V201H140ZM191 202V201H190ZM84 203V202H83ZM101 203H103V205L105 204V202H101ZM100 203V204H101ZM136 203V202H135ZM156 203V202H155ZM154 203V204H155ZM159 203V202H158ZM186 203H188V202H186ZM95 204H98V203H95ZM112 204H114V203H112ZM122 204V203H121ZM121 204H116V205H121ZM122 204V205H123ZM128 204V203H127ZM170 204V203H169ZM172 204V203H171ZM85 205V204H84ZM89 205H91V206H93L92 204H89ZM125 205V204H124ZM135 205V204H134ZM137 205V204H136ZM178 205H180V204H178ZM253 205V204H252ZM86 206H87V204H86ZM91 206H89L90 208H91ZM98 206H99V204H98ZM112 205H109V209H110V207H111ZM114 206V205H113ZM132 206V205H131ZM138 206V205H137ZM170 206V205H169ZM185 206V205H184ZM187 206V205H186ZM198 206V205H197ZM108 207V206H107ZM188 207H191L190 205L188 206ZM253 207V206H252ZM102 208V207H101ZM104 208V207H103ZM115 208V207H114ZM131 208V207H130ZM141 208V207H140ZM139 208V209H140ZM146 208H147V206H146ZM165 208V207H164ZM175 208V207H174ZM187 208V207H186ZM199 208V207H198ZM249 208V207H248ZM100 209V208H99ZM112 209V208H111ZM127 209H129V208H127ZM137 209V208H136ZM149 209H150V207H149ZM152 209V208H151ZM151 209H150V211H151ZM171 209V208H170ZM102 210V209H101ZM138 210V209H137ZM175 210V209H174ZM192 210V209H191ZM124 211V210H123ZM122 211V212H123ZM126 211V210H125ZM145 211V210H144ZM181 211V210H180ZM99 212H101L100 210L98 211V213ZM121 212V211H120ZM154 212H156V211H154ZM154 212H153V214H154ZM102 213V212H101ZM100 213V214H101ZM109 213H111V212H109ZM116 213V212H115ZM128 213H130V212H128ZM138 213H140V212H138ZM188 213V212H187ZM150 214V213H149ZM162 214V213H161ZM183 214V213H182ZM200 214V213H199ZM202 214V213H201ZM126 215V214H125ZM155 215V214H154ZM203 215V214H202ZM119 216V215H118ZM118 216H117V218H118ZM134 216H136V214L134 215ZM133 216V217H134ZM152 216V215H151ZM181 217H182V215H180ZM179 216V217H180ZM185 215L183 214V217H184ZM197 216V215H196ZM114 217V216H113ZM136 217H138V215L136 216ZM135 217V218H136ZM148 217V216H147ZM163 217H165V215H163ZM178 217V218H179ZM135 218H131L130 216H129V218H127L128 219V221L127 222H132V221H137L138 222V218L137 219H135ZM143 218V217H142ZM153 218V220H158L159 218L155 215L154 217H152ZM162 218V217H161ZM167 218V217H166ZM111 219V218H110ZM109 219V220H110ZM119 219V218H118ZM118 219H116V220H118ZM120 219H121V217H120ZM119 219V220H120ZM164 219V218H163ZM180 219V218H179ZM187 219V218H186ZM189 219V218H188ZM187 219V220H188ZM199 219V218H198ZM107 220V219H106ZM150 220V219H149ZM160 220V219H159ZM181 220H182V218H181ZM190 220V219H189ZM192 220V219H191ZM100 221V220H99ZM121 221V220H120ZM144 221V220H143ZM151 221V220H150ZM160 221H162V220H160ZM171 221V220H170ZM261 221V220H260ZM111 222V221H110ZM123 222V221H122ZM121 222V223H122ZM142 222V221H141ZM153 222V221H152ZM157 222V221H156ZM182 222V221H181ZM220 222V221H219ZM222 222V221H221ZM146 223V222H145ZM123 224V223H122ZM126 224V223H125ZM133 224V223H132ZM131 224V225H132ZM141 224H144V223H141ZM124 225V224H123ZM130 225V226H131ZM156 225V224H155ZM158 225V224H157ZM133 226V225H132ZM153 226V225H152ZM158 226H160V225H158ZM73 237V236H72ZM257 242V241H256ZM113 246V245H112ZM89 259V258H88ZM81 262H83L82 260H81ZM88 262V261H87ZM84 263V262H83ZM82 264V263H81Z\"/></svg>", "mask_w": 264, "mask_h": 264}]
</instances>
